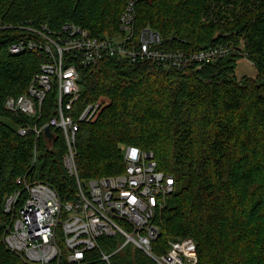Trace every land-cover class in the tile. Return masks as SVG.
<instances>
[{"label":"trees","instance_id":"trees-1","mask_svg":"<svg viewBox=\"0 0 264 264\" xmlns=\"http://www.w3.org/2000/svg\"><path fill=\"white\" fill-rule=\"evenodd\" d=\"M129 0H0V264H26L5 246L11 215L4 198L25 184L53 188L62 203L75 200L76 178L64 167L61 129L50 136L18 134L25 123L42 127L55 116L53 93L41 115L27 118L4 108L8 97L24 93L42 53L10 54L9 47L30 36L27 27L54 30L74 24L98 38H113ZM134 29L160 33L164 48L198 52L215 46H242L257 70L236 79L242 57H226L182 71L149 62L104 58L78 67L81 96L75 114L88 104L98 110L80 123L76 135L78 180L124 173L123 152L135 146L152 152L158 169L185 181L157 215L159 237L151 253L159 258L168 240L191 238L196 264H264V0H133ZM241 42L243 45H241ZM124 243L121 236L100 237L97 248L70 264H105ZM113 264H157L131 244Z\"/></svg>","mask_w":264,"mask_h":264},{"label":"built area","instance_id":"built-area-1","mask_svg":"<svg viewBox=\"0 0 264 264\" xmlns=\"http://www.w3.org/2000/svg\"><path fill=\"white\" fill-rule=\"evenodd\" d=\"M4 28L0 24V30ZM24 30L30 36L12 44L8 52L42 53L48 62L40 65L24 93L5 100L4 108L38 118L47 94L53 93L55 116L39 128L25 123L18 128V134L33 132L38 137L46 128L61 129L66 143L63 163L76 178L77 193L75 200L62 203L53 188L36 182L25 184V195L19 191L7 195L3 210L11 215V221L3 237L6 248L26 264H70L97 248L100 237L118 235L124 243L111 254L101 253L105 264H113V255L128 244L157 264H196V245L191 238L168 240V249L159 258L151 253V243L160 235L155 218L177 191L174 175L158 169L152 152L127 146L123 152L124 173L91 179L85 184L78 180L76 135L80 123L89 122L98 110L97 104H88L75 114L81 96L78 67L112 58L184 72L192 66L200 69L230 53L251 63L242 46L226 44L190 53L165 49L159 32L149 27L135 31L133 0L127 2L120 16V33L110 39L94 37L74 24L62 25L59 30L47 24Z\"/></svg>","mask_w":264,"mask_h":264},{"label":"rangeland","instance_id":"rangeland-1","mask_svg":"<svg viewBox=\"0 0 264 264\" xmlns=\"http://www.w3.org/2000/svg\"><path fill=\"white\" fill-rule=\"evenodd\" d=\"M256 74H257L256 68L246 59L241 58L237 61L235 74H234L236 79H240L244 76L254 78ZM174 178L176 180L175 188L176 190H179L180 186L185 184V181L183 180L179 181L177 174H174Z\"/></svg>","mask_w":264,"mask_h":264},{"label":"water","instance_id":"water-1","mask_svg":"<svg viewBox=\"0 0 264 264\" xmlns=\"http://www.w3.org/2000/svg\"><path fill=\"white\" fill-rule=\"evenodd\" d=\"M44 135H46V136H50V128H46L45 130H44Z\"/></svg>","mask_w":264,"mask_h":264}]
</instances>
